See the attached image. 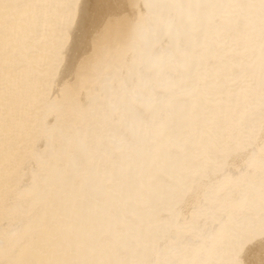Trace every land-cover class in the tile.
I'll use <instances>...</instances> for the list:
<instances>
[{"label": "bare ground", "instance_id": "obj_1", "mask_svg": "<svg viewBox=\"0 0 264 264\" xmlns=\"http://www.w3.org/2000/svg\"><path fill=\"white\" fill-rule=\"evenodd\" d=\"M0 264H264V0H0Z\"/></svg>", "mask_w": 264, "mask_h": 264}]
</instances>
